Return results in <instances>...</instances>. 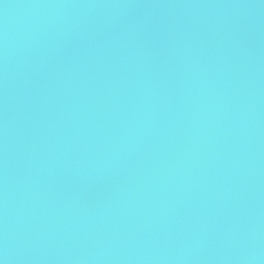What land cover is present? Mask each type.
<instances>
[{"label": "water", "instance_id": "1", "mask_svg": "<svg viewBox=\"0 0 264 264\" xmlns=\"http://www.w3.org/2000/svg\"><path fill=\"white\" fill-rule=\"evenodd\" d=\"M0 264H264V0H0Z\"/></svg>", "mask_w": 264, "mask_h": 264}]
</instances>
